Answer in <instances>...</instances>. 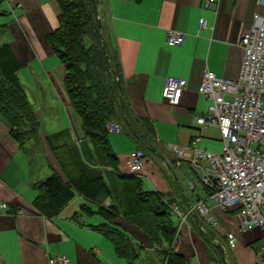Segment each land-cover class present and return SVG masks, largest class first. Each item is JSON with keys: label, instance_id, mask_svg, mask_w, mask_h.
I'll return each instance as SVG.
<instances>
[{"label": "crops", "instance_id": "obj_1", "mask_svg": "<svg viewBox=\"0 0 264 264\" xmlns=\"http://www.w3.org/2000/svg\"><path fill=\"white\" fill-rule=\"evenodd\" d=\"M0 8L4 9L0 22L5 23L0 32L8 36L7 42L20 63V79L26 78L30 70L35 75H44L49 82L59 107L53 106L49 116L54 122L59 119L56 128L60 129L56 131L64 130L58 141L80 143L84 156L102 171L112 189L103 204L117 201L115 196L120 189L117 170L127 171L124 156L140 147L144 150L139 172L144 189L162 192L171 204L178 203L182 209L189 201L207 196L200 179L189 176L187 161L176 163L172 145L186 144L199 130L193 114L204 111L209 102L197 91L203 70L208 68L217 76H237L242 57L240 36L250 28L253 12L264 15L263 2L98 0L107 44L117 54L125 116L129 120L122 113L119 120L122 130L107 134L109 145L118 156L116 168L105 163L97 144L85 136L63 84L64 67L49 46L47 34L58 24L56 0H1ZM201 17L205 19L204 27H199ZM168 28L182 30L184 41L179 45L168 44ZM166 75L184 77L187 81L177 104H169L162 96ZM32 104L39 117V131L22 144L10 135L8 124L0 116V199L7 203L0 209V264H62L50 261L59 254L66 257L65 264H137L139 258L140 264H159L158 249L168 246L167 242L154 238L159 236L154 234L153 214L132 217L120 213L109 221L95 210L97 202L81 193H76L55 214L34 203L38 183L58 166L44 139L56 131L44 129L40 120L42 108L35 102ZM140 118H146L154 127L152 148L142 146L129 129L130 123L134 125ZM210 129L213 132L208 133L209 137L219 136L217 129L207 128L201 130V142ZM196 181L200 183L199 189ZM206 202L211 205L218 225L208 224L197 211L188 213L171 247L185 255L188 264H264L261 229L238 231L243 218L241 207L222 209L209 199ZM85 204L92 211L82 207ZM171 214L177 216L178 225L180 217ZM113 227L142 244L138 257L131 259L117 252L107 234ZM228 230L236 233L234 246L227 243ZM142 255H146L145 259Z\"/></svg>", "mask_w": 264, "mask_h": 264}, {"label": "trees", "instance_id": "obj_2", "mask_svg": "<svg viewBox=\"0 0 264 264\" xmlns=\"http://www.w3.org/2000/svg\"><path fill=\"white\" fill-rule=\"evenodd\" d=\"M56 2L58 24L47 34L49 46L64 67L63 84L85 136L97 144L105 163L116 168L118 156L109 145L105 123L110 119L119 122L122 113L125 116L126 107L121 93L117 54L107 44L102 22L99 25L98 0ZM3 13L4 9L0 8V15ZM4 25L0 22V29ZM19 67L10 43H1L0 116L8 124L10 135L22 144L37 135L40 121L20 80ZM137 120L134 125L130 123L129 129L134 131L142 146L152 148L155 136L152 123L146 118ZM63 131L44 136L58 168L38 183L34 203L45 212L55 214L76 193H81L96 201L95 210L109 221L120 213L132 217L153 214L154 234L159 236L154 238L167 242L168 246L158 249L162 256L159 264H188V258L171 247L177 229L170 211L171 200L158 190L144 189L139 174L117 170L120 188L115 196L117 201L103 204V200L112 193L110 185L102 171L84 156L80 143L58 141ZM82 207L92 211L89 205ZM107 234H110L119 254L131 259L138 257L141 243L128 238L115 227Z\"/></svg>", "mask_w": 264, "mask_h": 264}, {"label": "built area", "instance_id": "obj_3", "mask_svg": "<svg viewBox=\"0 0 264 264\" xmlns=\"http://www.w3.org/2000/svg\"><path fill=\"white\" fill-rule=\"evenodd\" d=\"M217 0H205V2ZM264 3V0H260ZM205 19H199V27ZM182 30L168 28L166 42L179 45L184 41ZM242 57L235 78L217 76L208 68L202 72L197 91L209 100L204 111L193 114L199 130L186 144L175 143L172 149L176 163L187 161L207 189L205 198L188 202L182 209L172 203L171 213L180 217L175 239L188 213L197 211L210 225L217 226L218 219L211 210L212 204L226 209L241 207L243 218L238 231L260 228L264 238V15L253 12L250 28L240 36ZM187 81L184 77L166 75L161 93L171 105L180 101ZM105 126L108 131H121L122 125L110 119ZM215 128L222 141L221 152L208 150L200 145L201 130ZM144 151L131 150L124 156L126 169L139 174L143 167ZM193 187V184H190ZM7 206L0 199V209ZM227 243L235 245L236 233L225 232ZM66 263V257L56 255L50 261Z\"/></svg>", "mask_w": 264, "mask_h": 264}, {"label": "rangeland", "instance_id": "obj_4", "mask_svg": "<svg viewBox=\"0 0 264 264\" xmlns=\"http://www.w3.org/2000/svg\"><path fill=\"white\" fill-rule=\"evenodd\" d=\"M7 39H8V36L6 35V33H3V31L0 32V44L7 41ZM55 58H57V60L60 62V58L56 53H55ZM24 70L26 71L27 69H24ZM39 78H40V81H39L40 84L37 81V80H39ZM20 80L26 89L28 99L30 98L29 100L31 102H35V104L40 109L42 108L40 120L42 121V126L44 127V129H47V131H50V132L60 129V128H56L57 127L56 124H58L59 119L56 118L55 120L57 122H54V120H51L52 118H50V116H49L50 112H52L51 110H52L53 106L57 107V108H59V107H58V104L56 103V98L54 97L53 92L50 90L49 82H46L44 75H42V76H41V74L35 75V74L31 73L30 70H28V72L26 74V78H21ZM41 85H42V89L40 88ZM36 101L38 103H36ZM55 111H56V109H54V112ZM38 131H39V129H38ZM209 132L210 133L213 132V129H210L207 133L204 134V136L202 138V142L200 145L202 147H206L208 150H211L214 152H221L222 141L219 139V136H217V133L215 134V136H217V138L209 137L208 136ZM30 138L33 139L32 136ZM185 164L188 168L189 176H191L192 179L197 180L199 178L198 175L191 168V166L188 165L187 162H185ZM196 183H197V188L199 189L200 183H198V181H196ZM193 195L196 197L195 193ZM173 218L175 221H177L176 215H174ZM145 256L142 255V257L144 259H145ZM141 260H142L141 258L137 259L136 263L140 264V262H142Z\"/></svg>", "mask_w": 264, "mask_h": 264}, {"label": "water", "instance_id": "obj_5", "mask_svg": "<svg viewBox=\"0 0 264 264\" xmlns=\"http://www.w3.org/2000/svg\"><path fill=\"white\" fill-rule=\"evenodd\" d=\"M101 24V18L99 19V25Z\"/></svg>", "mask_w": 264, "mask_h": 264}]
</instances>
